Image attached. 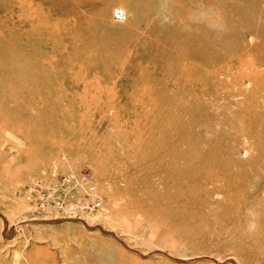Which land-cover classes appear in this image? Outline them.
Instances as JSON below:
<instances>
[{
	"label": "rangeland",
	"instance_id": "374dc122",
	"mask_svg": "<svg viewBox=\"0 0 264 264\" xmlns=\"http://www.w3.org/2000/svg\"><path fill=\"white\" fill-rule=\"evenodd\" d=\"M0 264H264V0H0Z\"/></svg>",
	"mask_w": 264,
	"mask_h": 264
},
{
	"label": "built area",
	"instance_id": "2783aa9c",
	"mask_svg": "<svg viewBox=\"0 0 264 264\" xmlns=\"http://www.w3.org/2000/svg\"><path fill=\"white\" fill-rule=\"evenodd\" d=\"M113 16L118 21H121V20L125 19V14H124V12L121 9H115L113 11ZM70 181H73V185L75 183H78V184L83 183V184L87 185L89 191H92L94 189V187H93V179H92V176L90 174L81 175V177L79 179L78 178L77 179H68V178L63 179V181L61 183L57 184V187L64 188V183H68ZM94 206H95L94 203H92V204H82V205H77L76 209H78V210H80L82 212L85 211L86 213L91 214V211L94 209Z\"/></svg>",
	"mask_w": 264,
	"mask_h": 264
},
{
	"label": "bare ground",
	"instance_id": "6f19581e",
	"mask_svg": "<svg viewBox=\"0 0 264 264\" xmlns=\"http://www.w3.org/2000/svg\"><path fill=\"white\" fill-rule=\"evenodd\" d=\"M122 10V9H121ZM124 12V10H122ZM125 13V12H124ZM122 21V20H121Z\"/></svg>",
	"mask_w": 264,
	"mask_h": 264
}]
</instances>
